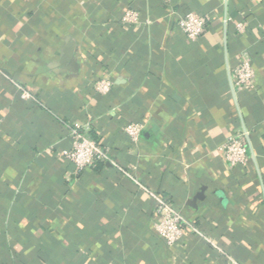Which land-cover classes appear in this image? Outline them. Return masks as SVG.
Segmentation results:
<instances>
[{
    "label": "crops",
    "instance_id": "1",
    "mask_svg": "<svg viewBox=\"0 0 264 264\" xmlns=\"http://www.w3.org/2000/svg\"><path fill=\"white\" fill-rule=\"evenodd\" d=\"M186 13L206 17L196 39ZM244 57L252 86L231 89ZM0 120V264H264V0H0ZM74 122L96 167L61 154ZM236 134L245 167L222 157ZM156 195L185 221L175 251Z\"/></svg>",
    "mask_w": 264,
    "mask_h": 264
},
{
    "label": "built area",
    "instance_id": "2",
    "mask_svg": "<svg viewBox=\"0 0 264 264\" xmlns=\"http://www.w3.org/2000/svg\"><path fill=\"white\" fill-rule=\"evenodd\" d=\"M140 16L137 11L126 9L120 17V22L127 26L137 25ZM179 29L189 38L196 39L205 30L206 17L197 13H186L178 19ZM241 28V24H238ZM253 68L247 58H242L233 71L231 84L233 87L249 89L252 86ZM112 82L107 79H99L94 83V88L98 93H107ZM20 97L29 99L30 94L20 86ZM1 124V120H0ZM143 125L141 123H128L124 127L126 135L131 141L136 142ZM69 139L71 146L62 150V156L72 162L78 170L93 167L98 162L107 159L104 147L94 139L88 137L83 127L74 122L69 129ZM223 159L232 167H245L248 162L247 145L242 134L229 137L221 146ZM185 221L180 212L162 196H154V212L152 231L163 240L166 247L175 251L182 242L184 236Z\"/></svg>",
    "mask_w": 264,
    "mask_h": 264
},
{
    "label": "water",
    "instance_id": "3",
    "mask_svg": "<svg viewBox=\"0 0 264 264\" xmlns=\"http://www.w3.org/2000/svg\"><path fill=\"white\" fill-rule=\"evenodd\" d=\"M71 52H72V44L67 45V47L65 48V59H69L71 56ZM231 89H232V84L230 85Z\"/></svg>",
    "mask_w": 264,
    "mask_h": 264
},
{
    "label": "trees",
    "instance_id": "4",
    "mask_svg": "<svg viewBox=\"0 0 264 264\" xmlns=\"http://www.w3.org/2000/svg\"><path fill=\"white\" fill-rule=\"evenodd\" d=\"M93 139H94L95 141H97L94 137H93ZM99 163H100V162L96 163V165H95L94 167H96Z\"/></svg>",
    "mask_w": 264,
    "mask_h": 264
}]
</instances>
